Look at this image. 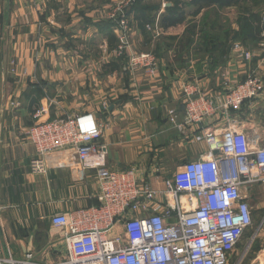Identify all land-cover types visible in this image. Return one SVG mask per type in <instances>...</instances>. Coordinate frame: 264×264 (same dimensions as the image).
Here are the masks:
<instances>
[{"label": "crops", "instance_id": "obj_1", "mask_svg": "<svg viewBox=\"0 0 264 264\" xmlns=\"http://www.w3.org/2000/svg\"><path fill=\"white\" fill-rule=\"evenodd\" d=\"M116 1L0 0V257L22 260L31 253L37 261H60L65 254L63 233L50 225V218L96 204L95 175H80L66 151L44 156L45 171L31 172L36 154L25 133L37 123L68 115L92 118L102 128L98 144L104 148L107 167L113 172L135 168L144 177L158 165L160 178L150 179L158 189L177 164L205 154L204 143L190 140L202 129L233 127L248 138L251 149L264 147V91L240 109L205 121L202 129L181 134L168 121L174 110L176 123H182L181 85H198L213 94L222 91L224 83L242 82L252 72L264 83V51L258 48L264 31L251 49L231 40L237 20L249 16L244 5L240 12L237 7L211 8L194 16L190 1L180 0L184 21L167 29L158 22L173 0H159L152 24L143 25L131 10L129 42L136 52H148L161 38L164 61L156 75L146 76L130 71L127 58L115 54L119 44L107 15ZM260 8L253 12L259 14ZM217 18L225 26L217 25ZM190 25L195 26L193 35L186 31ZM216 33L226 45L201 38ZM223 34H229L225 41ZM235 44L253 57L244 60L233 49ZM225 46L230 48L223 52ZM108 65L113 71H104ZM41 109L46 114L34 119ZM255 187L264 200V185ZM260 207L263 210L264 204Z\"/></svg>", "mask_w": 264, "mask_h": 264}, {"label": "built area", "instance_id": "obj_2", "mask_svg": "<svg viewBox=\"0 0 264 264\" xmlns=\"http://www.w3.org/2000/svg\"><path fill=\"white\" fill-rule=\"evenodd\" d=\"M133 1L117 0L107 15L119 44L115 54L127 58L130 71L154 76L158 60L151 53L136 52L129 42L127 10ZM260 23L264 26V16ZM158 31L155 27V37ZM258 48L264 51V40ZM233 49L244 60L253 57L238 44ZM181 91L182 123H176L174 110L168 121L182 134L217 114L240 109L262 94L264 83L252 72L242 82L224 83L222 91L213 94L198 85H181ZM45 114L44 109L36 110L34 119ZM25 134L35 149L33 174L45 171L44 156L66 151L80 175H95L99 192L95 205L50 218V225L63 233L65 254L60 261H37L28 253L22 260L0 257V264H227L253 225L245 190L264 185V147L251 149L248 138L233 127L193 134L190 140L204 143L207 151L178 166L162 189L150 182L160 178L158 165L144 177L135 168L111 171L98 144L102 128L90 117L68 115L40 122Z\"/></svg>", "mask_w": 264, "mask_h": 264}, {"label": "trees", "instance_id": "obj_3", "mask_svg": "<svg viewBox=\"0 0 264 264\" xmlns=\"http://www.w3.org/2000/svg\"><path fill=\"white\" fill-rule=\"evenodd\" d=\"M144 1H146V0H134L127 10L128 11L127 15L130 14L131 10H134L138 13L140 18L142 19L143 25H145L146 23L152 24L154 22L155 17H153V16L150 17V15L152 12H156L157 11L156 9L158 7L156 6V8H155L153 6H142L141 4L144 3ZM173 1H174V3L172 4L171 7L165 8L166 14H163L159 18L158 24H159V27H161L162 29L163 28L167 29L170 27H176L184 21V12L182 11V9L180 7L181 6L180 0H173ZM189 1H190V4L194 7V9H196L194 16L198 15L204 9H211V8L226 9L227 7H237L239 10H241L242 8L240 6L244 5L242 10H244V13L249 14V16L244 17V18H239L237 20L238 30H236V31L233 30L231 32L232 33V37H231L232 41L240 42L243 45L245 44L247 47H252V44L259 41L256 38V36L259 37L260 33L264 31V30H261V28H259V24H258L259 14H255L253 12L254 8L260 7L261 5L264 4V0H189ZM154 10H156V11H154ZM250 22H252L255 25L250 24ZM111 26H113L112 23H111ZM194 29H195V26L190 25V30L187 29L186 31H187V33H190L191 35H193ZM228 36H229V34H223L224 41L226 40V38H228ZM201 38L205 43L218 44V45L220 44L222 46L226 45V42L224 43L219 38L217 33L212 34V35L211 34H205V35L203 34V35H201ZM260 41H261V39H260ZM191 43H193V42H191ZM179 47H180L179 43H177V47H176L177 51H178ZM228 47L225 46L223 48V52L227 51ZM120 59L125 61L124 56H122ZM126 61H128V60H126ZM110 65H112V64H110ZM110 65L105 66L104 71H106V72L113 71V70H111ZM112 67L115 70L116 65L115 66L112 65Z\"/></svg>", "mask_w": 264, "mask_h": 264}, {"label": "rangeland", "instance_id": "obj_4", "mask_svg": "<svg viewBox=\"0 0 264 264\" xmlns=\"http://www.w3.org/2000/svg\"><path fill=\"white\" fill-rule=\"evenodd\" d=\"M158 3L159 0H149V2L142 3L141 5L153 6L156 8V6H158ZM260 7V9H257L260 10L259 18L264 16V4ZM155 15V12H152L150 17H155ZM218 18L216 24L225 26L223 21ZM149 27L151 26L149 25ZM161 46V38L159 37L155 40L152 49L150 48L148 51V53H151L158 60V67L164 61L162 57L163 55ZM247 48L251 49V47ZM178 165L181 164H177V166ZM257 189V187H254L252 189L245 190V193L248 195V203H250L251 207H253L254 222L250 230L243 235V237L235 247L227 264H264V208L263 210H261L262 208L260 207V204H264V200H262L261 196H258Z\"/></svg>", "mask_w": 264, "mask_h": 264}, {"label": "water", "instance_id": "obj_5", "mask_svg": "<svg viewBox=\"0 0 264 264\" xmlns=\"http://www.w3.org/2000/svg\"><path fill=\"white\" fill-rule=\"evenodd\" d=\"M166 6H170V4H167ZM112 107H113V106L110 107V110H112ZM215 154H216V151L214 152V155H215ZM7 257H8V255H7L6 257H4V258L7 259Z\"/></svg>", "mask_w": 264, "mask_h": 264}]
</instances>
